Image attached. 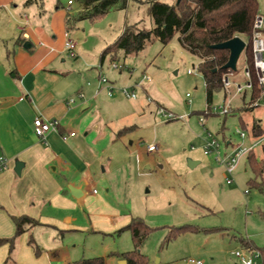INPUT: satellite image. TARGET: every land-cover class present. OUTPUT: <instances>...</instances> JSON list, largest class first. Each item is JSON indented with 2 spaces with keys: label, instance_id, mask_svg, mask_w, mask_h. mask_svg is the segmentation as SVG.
<instances>
[{
  "label": "crops",
  "instance_id": "obj_1",
  "mask_svg": "<svg viewBox=\"0 0 264 264\" xmlns=\"http://www.w3.org/2000/svg\"><path fill=\"white\" fill-rule=\"evenodd\" d=\"M69 1L66 8L58 2L55 12L48 13L44 0H34L29 6L24 0L29 12L22 15L16 13L13 0H0L4 52L0 58V160L7 162V169L0 173V239L16 236L15 218L27 216L39 222L25 225L12 253L9 244L0 247V264H74L99 257L105 264L123 260L128 264L120 255L140 252L142 239H134L130 231L120 232L133 217L112 193L113 174L130 165L128 134L120 139L116 134L131 127H110L103 110L117 106L110 105L108 99L113 97L105 90L96 95L99 77L111 63L109 59L101 62L108 46L98 56V67H93L94 61L82 77L74 72L88 40L81 23L78 30L67 31V14L73 15L77 5L72 0L69 7ZM67 33L77 42L75 57L65 49ZM80 92L86 99L69 105V99ZM143 93L133 100H140L142 110L152 105L146 86ZM243 96L238 97L242 100ZM37 117L59 120L58 132L41 141L34 131ZM18 162L23 164L20 175L15 172ZM103 186L109 187L106 193L101 191ZM31 238L39 254L29 245ZM131 238L133 247H128ZM241 239L264 250L249 237L239 238L242 249L246 247Z\"/></svg>",
  "mask_w": 264,
  "mask_h": 264
},
{
  "label": "rangeland",
  "instance_id": "obj_2",
  "mask_svg": "<svg viewBox=\"0 0 264 264\" xmlns=\"http://www.w3.org/2000/svg\"><path fill=\"white\" fill-rule=\"evenodd\" d=\"M23 1L13 0L18 6L17 14L29 12ZM152 1L128 0L124 10H113L95 22H81L88 44L84 54H80L79 66L74 71L76 76L82 77L87 69L98 67L102 49L115 43L126 26L138 25L139 29L151 30L154 27L150 12ZM159 1L176 3V0ZM58 2L65 8L68 4V0H44V10L55 12ZM258 2L259 12L264 15V0ZM77 8L76 5L72 16L78 14ZM1 14L8 16L4 10ZM2 49L0 45V58L4 57ZM112 64L119 69L113 70ZM198 65V59L186 52L176 37L168 45L155 41L138 56L107 64L102 73L117 86H131L144 75L152 77L151 83L144 84L154 101L150 107L142 110L138 105L140 100L133 101L116 92L108 99L116 109L103 110L111 121L110 127H133L127 135L130 165L122 166L113 174L112 193L124 211L155 230L138 247L150 264H186L188 259L201 260L203 264H240L235 256L237 251H242L239 238H253L264 246V195L247 184L254 178L247 157L241 160L233 174L234 182L229 185L225 169L204 153L209 134L221 143L223 153L228 143H243L241 131L249 136L246 145L251 144L253 141L243 129L241 119L248 127L261 119L264 129V108H247L246 100L237 97L232 102L230 115L212 112ZM245 65L243 53L237 72ZM189 93L191 104L187 98ZM143 94L140 92L139 98ZM225 98L224 90L218 92L212 104L219 106ZM158 107H164L179 119L168 120L157 115ZM201 118L206 121V127L201 125ZM131 141L135 142L132 146ZM151 145L155 149L150 152ZM256 150L259 152V147ZM190 162L196 165L191 167ZM107 188L103 186L102 193ZM182 226L201 231L222 228L224 232L210 236L204 232H187L172 239L171 229ZM126 245L133 247L132 238Z\"/></svg>",
  "mask_w": 264,
  "mask_h": 264
},
{
  "label": "trees",
  "instance_id": "obj_3",
  "mask_svg": "<svg viewBox=\"0 0 264 264\" xmlns=\"http://www.w3.org/2000/svg\"><path fill=\"white\" fill-rule=\"evenodd\" d=\"M34 0H27L26 5L33 4ZM78 14L72 16L68 13L66 27L68 32L78 30V24L83 21L95 22L107 16L113 10H124L128 0H75ZM151 17L154 27L151 30L139 29L138 25L126 26L122 35L115 43L109 45L101 54V62L107 59L111 63L122 58L138 56L145 48L159 41L168 45L177 37L179 45L190 55L199 61L198 70L204 78L206 88V100L208 106L213 103L214 95L224 90L222 78L228 70L224 66L228 63L230 52L227 50H216L212 47L228 42L236 37H241L250 42L253 34V25L259 13L258 0H181L178 4H167L154 0L150 5ZM248 63L252 61L250 43L244 52ZM14 74V73H12ZM259 97L258 85L255 80V88L250 95L245 94L247 108ZM248 99V101H247ZM261 121L257 120L248 127L241 119L243 129L249 132L253 142L264 138V129ZM133 127L124 128L116 134L120 139L127 135ZM232 144V143H230ZM229 143L227 144L230 145ZM259 147V152L257 148ZM247 156L248 163L254 175L247 184L250 188L258 190L264 195V142ZM17 226L16 236L10 239H0V247L10 245V253L14 251L15 240L25 232V225L36 226L39 222L24 216L15 218ZM122 231H130L134 239L143 240L155 230L140 218H133L132 222ZM224 231L222 228L199 230L192 226L174 227L170 234L172 239L178 235L194 232L215 234ZM246 248L258 249L264 255V250L257 248L246 239H241ZM29 245L35 249L36 254L40 250L34 239L29 240ZM117 255V254H113ZM126 259L128 264H149L148 258L140 252H129L120 255ZM74 264H105L102 257L82 259Z\"/></svg>",
  "mask_w": 264,
  "mask_h": 264
},
{
  "label": "built area",
  "instance_id": "obj_4",
  "mask_svg": "<svg viewBox=\"0 0 264 264\" xmlns=\"http://www.w3.org/2000/svg\"><path fill=\"white\" fill-rule=\"evenodd\" d=\"M73 5V1H69V7ZM67 41L65 44L66 51L71 57L76 56L77 42L66 34ZM247 47L250 43L252 51V61L248 63L246 60V65L243 67L241 72L228 71L223 75L222 82L225 91V101L223 104L211 105L212 112L216 111L218 115L228 116L232 112V102L235 97L243 96L248 94V92H253L255 88V80L258 85L259 97L249 106V108H264V15L260 12L257 14L254 25L253 34L250 42H247ZM44 46V44H41ZM113 70H118L119 67L116 64H112ZM152 77L149 75H144L140 82H135L131 86H117L109 80L104 75H100L99 84L96 95H98L102 90H105L109 97H113L116 92H120L123 96L131 100H137L139 98V93L144 92L145 83H151ZM148 101L152 104L154 101L150 96H147ZM189 98V104L192 103L191 94H187ZM86 95L84 92H80L78 95L69 99V105H75L78 101H84ZM156 114L163 116L168 120L174 118L179 119L174 113L167 111L164 107H158ZM200 123L203 127H206V121L201 118ZM60 126L59 120H46L42 117H37L34 121V131L36 136L41 140L45 141L48 135L52 132H58ZM243 143L241 144H230L226 145L225 151L223 153L221 143L213 138L209 134V140L206 141L204 145V153L206 156L212 157L216 163L221 165L225 169L226 182L230 185L234 182V172L238 168L241 160L246 158L247 155L254 149H256L260 144L264 142V138L252 142L246 145L245 140L249 138L246 132H239ZM74 134H72L73 136ZM154 146H149V151H153ZM7 169V162L5 159L0 160V173ZM248 194V191H246ZM235 256L239 259L241 264H263V255L260 250L253 248H245L242 251H237ZM186 264H203L200 260L188 259Z\"/></svg>",
  "mask_w": 264,
  "mask_h": 264
},
{
  "label": "water",
  "instance_id": "obj_5",
  "mask_svg": "<svg viewBox=\"0 0 264 264\" xmlns=\"http://www.w3.org/2000/svg\"><path fill=\"white\" fill-rule=\"evenodd\" d=\"M181 0H177V3L179 4ZM216 50H227L230 52V57L228 63L224 66V69L228 71H237V64L241 57V55L246 51L247 49V43L246 41L241 37H236L228 42L218 44L212 47ZM196 164L194 162H190V166L194 167ZM23 168V164L18 162L16 164L15 172L20 175L21 169ZM75 192V191H73ZM119 264H127L125 260L121 261Z\"/></svg>",
  "mask_w": 264,
  "mask_h": 264
}]
</instances>
